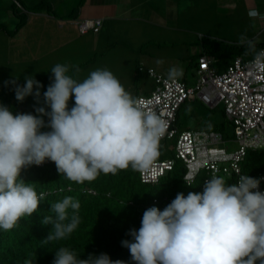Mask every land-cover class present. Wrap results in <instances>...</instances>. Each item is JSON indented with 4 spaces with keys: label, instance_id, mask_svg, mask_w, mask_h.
Listing matches in <instances>:
<instances>
[{
    "label": "clouds",
    "instance_id": "9594fccd",
    "mask_svg": "<svg viewBox=\"0 0 264 264\" xmlns=\"http://www.w3.org/2000/svg\"><path fill=\"white\" fill-rule=\"evenodd\" d=\"M247 15L253 21L264 20L256 9ZM238 40L245 55L252 56L250 74L264 73V49L258 50L257 41L246 33ZM182 71L169 68L168 80L177 81ZM50 72L52 79L42 98L43 85L34 75L24 76L23 85L12 81L18 102L35 99L36 115H14L0 104V231L5 233L37 212L49 195L26 183L22 170L51 161L59 174L78 185L129 169L144 174L155 166L168 130V122L127 91L107 68H96L83 79L77 64L57 63ZM260 184L261 179L248 174L231 184L213 174L205 180L202 193H177L164 210L155 206L145 210L140 228L130 230L132 240H123L122 247L129 250L134 264H264ZM80 208L72 196L52 202L51 215L42 221L52 226L44 243L70 238L81 224ZM24 264L33 262L26 259ZM52 264L125 262L113 261L107 254L81 259L75 249L61 246Z\"/></svg>",
    "mask_w": 264,
    "mask_h": 264
},
{
    "label": "crops",
    "instance_id": "0c3cea01",
    "mask_svg": "<svg viewBox=\"0 0 264 264\" xmlns=\"http://www.w3.org/2000/svg\"><path fill=\"white\" fill-rule=\"evenodd\" d=\"M17 1L20 8L14 3L9 4V0H0V66L25 67L20 68L21 72L25 71L24 76L34 75L36 80L42 78L38 73H43L46 66H54L60 62L72 65L71 59L76 56L83 63L86 57L81 51L77 55V48H86L87 51L90 49L88 63L98 59L100 48L114 50V44L128 41L120 36V31L125 26H133L137 29L133 32L142 34L147 28H158L159 31L153 29L154 31L146 32L148 36L159 34V40L160 35L177 29L193 35L188 24L194 23L196 28L201 27V40L204 35L211 36L215 30L220 42L242 49L244 46L239 43L238 38L246 33L250 39L257 41L258 50L264 47V20L253 21L247 15L252 9L264 14V0H85L80 7L78 3L81 0H23L25 5L20 0ZM44 1L50 3L53 10H33L32 7ZM70 2L74 4L70 5ZM3 10L8 24L2 17ZM18 11L23 12L25 17V23L19 29L17 25L22 17L18 15ZM85 19H101L103 25L100 32L90 30L82 34L75 23ZM7 25L11 27L8 28ZM179 25L180 28H177ZM190 35L184 42L188 44L190 57L207 55L203 52L204 45L199 46L197 42L193 44ZM60 54H64L66 60L61 61ZM232 54V61L237 56L252 58L245 55V49ZM108 57L103 55L105 59ZM185 78V71H182L181 80L186 81Z\"/></svg>",
    "mask_w": 264,
    "mask_h": 264
},
{
    "label": "trees",
    "instance_id": "16d2710c",
    "mask_svg": "<svg viewBox=\"0 0 264 264\" xmlns=\"http://www.w3.org/2000/svg\"><path fill=\"white\" fill-rule=\"evenodd\" d=\"M84 1L79 2V7ZM32 8L35 11L53 10L52 5L46 1ZM17 13L22 17L17 25L19 29L24 25L25 17L23 12ZM204 41L203 52L207 55L212 54L213 50ZM234 47L231 54L236 52ZM243 50L244 47L238 49L240 52ZM221 54L223 56L226 53ZM195 68H198V61ZM137 69L140 71L141 68L136 66ZM221 113L225 118L224 122L217 124L207 119L201 129L223 134L229 123L224 109H221ZM172 144H160L161 154L157 160L169 157L167 151L173 156ZM242 166L243 172L252 178L257 173L264 172V151H249ZM186 172L185 166L177 161L174 169L155 184L142 183L140 173L129 169L120 171L115 176L101 174L91 183L85 182L84 185H78L59 174L55 164L43 168L31 166L22 170L21 178L26 183L35 184L37 193L44 191L49 195L39 204L37 212L31 217L20 220L18 228L9 233L0 231V264H24L26 259H30L33 264H52L55 259V250L61 246L75 249L81 259H86L89 254L96 256L107 254L113 261L119 259L125 264H134L129 250L122 247L121 242L132 240L128 233L132 229L140 228L144 211L153 206L161 211L164 210L175 199L177 193L182 192L185 196L190 191L202 193L205 173L198 174L195 182L188 185L184 180ZM90 190H94L97 194L93 195ZM65 196H72L79 200L81 224L67 240L46 244L44 241L50 234L52 226L45 225L42 221L45 216L51 215V203L60 201Z\"/></svg>",
    "mask_w": 264,
    "mask_h": 264
},
{
    "label": "built area",
    "instance_id": "2783aa9c",
    "mask_svg": "<svg viewBox=\"0 0 264 264\" xmlns=\"http://www.w3.org/2000/svg\"><path fill=\"white\" fill-rule=\"evenodd\" d=\"M12 1L20 7L16 0ZM75 24L82 34L90 30L99 33L103 21L85 19ZM251 60L237 57L224 72L219 73L212 67L213 62L208 55L202 54L198 58L197 81L193 86L181 79L169 81L153 68L147 70V75L154 82L153 91L137 98L168 122V130L160 144L173 143L174 157L157 160L150 171L140 173L142 183L159 182L174 169L177 161L187 169L184 180L188 185L193 184L202 172L205 173L204 182L216 174L224 176L230 184L235 183L239 175L245 174L242 164L247 153L264 151V73L252 76L249 69ZM188 101H199L212 110L223 106L226 120L234 127V139L226 140L217 131L182 130L178 125V116ZM51 164L54 162L46 161L35 167L43 168ZM253 178L261 179L259 191L264 192V172L257 173ZM90 193L97 194L94 190Z\"/></svg>",
    "mask_w": 264,
    "mask_h": 264
},
{
    "label": "rangeland",
    "instance_id": "374dc122",
    "mask_svg": "<svg viewBox=\"0 0 264 264\" xmlns=\"http://www.w3.org/2000/svg\"><path fill=\"white\" fill-rule=\"evenodd\" d=\"M20 2L25 5V2L23 0H20ZM13 3L14 2L12 0H9V4ZM72 4L74 3L70 2V5ZM1 14L2 17L4 16L3 18H5L6 15L4 10L1 11ZM5 21L7 23L6 18ZM188 25L193 30V35L177 29L176 31H169L164 35H160L159 40H157L159 34L155 36H148L147 33L153 29H157L159 31L158 28H147V30L144 31V34H142L141 32H133L137 31V29L133 28V26H125L124 30L120 31V36L121 38L128 39V41L125 42L123 40L122 43L114 44V50H104L103 48H100L99 53H97L98 59H96L92 63H88L90 61H87L90 49L88 48L87 51L86 48H77V55L80 54L79 52L81 51L82 53H84L86 60L81 63V61L76 56V58L71 59V61L73 64L79 65L81 69L80 79L86 77L90 71L95 70L96 68L109 69L119 79L125 89L129 91L134 97H138L140 95H148L153 91L154 82L147 75V70L153 67L162 72L164 74L162 75L165 77H167L169 68L173 66L180 67L183 69V71H185L186 83H188L190 86H193L197 81L195 74V63L198 61V58L190 57L188 52L189 49L187 50L188 44L184 43L186 38L190 35V37H192L191 40H193V44L197 42L199 46L203 44L204 39L206 40L204 41L205 44H207V46H209L214 53L210 54V57H208L213 62L212 67L218 69L219 73L224 72L227 68V64L231 63L233 57L231 51L233 46L225 44L224 42H220V40H218L219 34L217 35V37L215 30L212 31L211 36L204 35L205 37L201 40L199 38V34H201V27L199 26L196 28V24L194 23L192 25ZM188 25L186 24V26ZM180 26L181 25L176 27L180 28ZM6 27L10 28L11 26L7 25ZM145 27L148 26L146 25ZM234 48H236L234 49V51L237 52L238 47L235 46ZM63 53L65 54L64 51ZM221 53L226 54L221 56ZM64 54H60L61 61H63L64 59L66 60ZM102 54H106L109 57L105 59L103 58ZM157 61H163V63L158 64ZM136 63L137 67L142 68L140 69V71L139 69L136 70ZM52 67L53 65L46 66L45 69H43V73H38V76L42 78L37 81H39L43 85V88H41L40 90L41 98L43 97V92L47 90V87L51 82L52 74L50 71ZM20 68L24 69L25 67L0 66V104L9 107L14 115L17 113H31L33 115H36L34 109L39 105L36 104L33 97H27L23 103H20L15 99L14 86L12 84V81L15 80L20 85L24 84L25 71L24 73L21 72ZM179 79H181V77ZM5 82H8L7 86ZM69 105L70 107L74 105V98L70 100ZM189 107L191 108L190 112L187 110ZM221 109H223V106H220L219 109L213 111L199 101H188L183 105L179 112V127L182 130L201 129L203 128L202 125L204 124V121L207 119H210L217 124L224 122L225 118L221 113ZM45 121L47 122V118H45ZM43 130L47 131L48 129ZM223 134L226 140L234 139V127L230 123L227 124V129L223 132ZM166 153L170 155L167 158L174 157V154H172L173 156H171V153L169 151H167Z\"/></svg>",
    "mask_w": 264,
    "mask_h": 264
}]
</instances>
